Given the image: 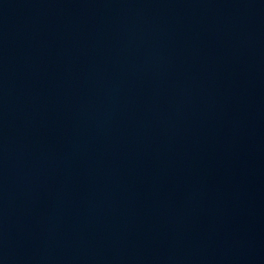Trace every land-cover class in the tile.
I'll return each mask as SVG.
<instances>
[{
	"label": "water",
	"instance_id": "obj_1",
	"mask_svg": "<svg viewBox=\"0 0 264 264\" xmlns=\"http://www.w3.org/2000/svg\"><path fill=\"white\" fill-rule=\"evenodd\" d=\"M0 264H264V0H0Z\"/></svg>",
	"mask_w": 264,
	"mask_h": 264
}]
</instances>
